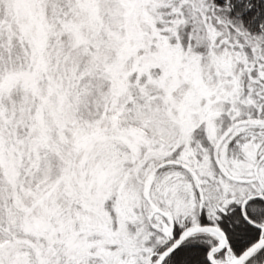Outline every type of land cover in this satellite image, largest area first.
<instances>
[{"label":"snow or ice","instance_id":"obj_1","mask_svg":"<svg viewBox=\"0 0 264 264\" xmlns=\"http://www.w3.org/2000/svg\"><path fill=\"white\" fill-rule=\"evenodd\" d=\"M0 264H264V0H0Z\"/></svg>","mask_w":264,"mask_h":264}]
</instances>
